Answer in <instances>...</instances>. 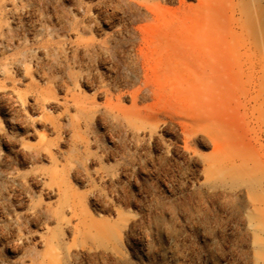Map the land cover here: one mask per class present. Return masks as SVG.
Returning a JSON list of instances; mask_svg holds the SVG:
<instances>
[{"label": "rangeland", "instance_id": "374dc122", "mask_svg": "<svg viewBox=\"0 0 264 264\" xmlns=\"http://www.w3.org/2000/svg\"><path fill=\"white\" fill-rule=\"evenodd\" d=\"M231 1L245 121L172 49L219 31L204 0H0V264H264V0Z\"/></svg>", "mask_w": 264, "mask_h": 264}, {"label": "bare ground", "instance_id": "6f19581e", "mask_svg": "<svg viewBox=\"0 0 264 264\" xmlns=\"http://www.w3.org/2000/svg\"><path fill=\"white\" fill-rule=\"evenodd\" d=\"M206 1L204 0V2L207 3V6L203 7L202 5L199 4L200 8L198 9L200 12L203 11L204 16L206 17L205 19H207V21H210L209 19L213 20L214 18L221 20L220 22H222V24L220 27H218L219 31L217 32L215 31V34L211 33L205 36H200L198 34L199 36H196L193 38H186L185 44L183 46L179 48L176 46H173L172 49L173 51H176V55L178 53L177 57L182 59L185 62L195 63V64H199V65L206 67L207 65H210L209 59L212 58L216 66H219V65L222 66L221 67L222 71L220 70L217 71L214 74V77H212L213 79L211 82V85H212L211 87L213 89V93H212L213 106L215 110H219L218 113L222 112L223 111L222 109L227 110V111L230 109L234 111L238 115V117L242 119V121H245L246 117L249 114L247 115V112H248L247 111L248 110L247 101L248 100L246 97L247 95L245 91L244 82H229L232 79L234 81L235 80L238 81V79L239 78L241 79V77H238L237 75L233 76L229 72L228 66L232 64H236L240 66L243 63L245 64V61L249 62L250 65L252 66H257V65L259 66L261 64V60L257 56L259 53H258V48H257L258 46L256 45L258 44H255L254 40H252L251 38L248 37V35H246L247 27H245L244 26L245 24L242 22L241 23L244 25L239 24L240 25L239 27L241 28V32H242L241 35L232 36V33L230 32L231 30H229L231 26L229 27L228 25L231 19H230V16H228L227 14V7L225 6L226 2L227 3L232 2L231 0H206ZM235 8H236L235 4L230 5L231 12H234L236 10ZM200 12L198 13L200 14ZM203 14L201 13V15ZM168 41L172 42V40H168ZM240 47L244 51L240 52ZM248 51L251 52L252 56L247 55L249 58H246L245 60H243L242 55L244 53H247ZM199 84L203 85L205 84V82H199ZM258 95L259 93L257 94V96ZM232 97L234 98L237 97L236 99L237 102L232 103L231 101ZM258 99H259V96H258ZM204 107L205 106H202V108ZM251 118L256 119L255 123L257 124L256 125L257 129L255 128V126H253L254 127L253 133H254L255 140H258L259 133L261 132V125L263 124L264 126V123L260 120L259 117H251ZM216 124L219 130H221L222 132V130L223 131L225 130L224 127H226L227 122L219 119L216 122ZM230 134H231L230 132L229 133L228 131L226 132V135L228 138L227 143L225 144L223 143L224 141L226 142V139H225L222 142L225 146L220 147L221 144L216 145L215 153H216L217 158L224 159L230 166L234 167L237 164L242 165L244 163V159L246 160L248 152L245 146L244 134L242 133L237 137L236 136L234 137ZM261 134L262 133H260V135ZM263 135H264V132H263Z\"/></svg>", "mask_w": 264, "mask_h": 264}]
</instances>
